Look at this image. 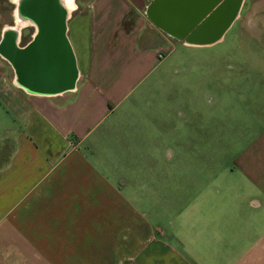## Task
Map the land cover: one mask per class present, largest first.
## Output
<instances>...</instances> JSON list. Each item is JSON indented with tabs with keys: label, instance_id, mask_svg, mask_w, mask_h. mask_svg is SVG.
Returning <instances> with one entry per match:
<instances>
[{
	"label": "crops",
	"instance_id": "crops-1",
	"mask_svg": "<svg viewBox=\"0 0 264 264\" xmlns=\"http://www.w3.org/2000/svg\"><path fill=\"white\" fill-rule=\"evenodd\" d=\"M151 1H88L77 46L67 28L77 79L64 92L30 93L0 53V264H264V101L232 121L228 141L221 77L213 154L191 151L192 123L179 112L178 133L164 65L175 42L207 47L237 22L242 31L247 0L220 40L198 45L157 29ZM259 2L248 15L264 17ZM26 26L0 23V45ZM246 26L264 48V22ZM161 85L173 94L166 107H129Z\"/></svg>",
	"mask_w": 264,
	"mask_h": 264
},
{
	"label": "rangeland",
	"instance_id": "rangeland-1",
	"mask_svg": "<svg viewBox=\"0 0 264 264\" xmlns=\"http://www.w3.org/2000/svg\"><path fill=\"white\" fill-rule=\"evenodd\" d=\"M88 1L75 0L76 8L80 10H75L72 13L74 20H69L67 23L68 31L71 30L69 40L75 46H77L75 33L77 18L79 14L86 13ZM254 6L261 9L262 2L252 5L251 0H247L244 3V11L240 18V23L244 26L242 31L239 30L237 22L235 27L226 33L223 42L207 47L184 46L175 42V48L164 64L169 67V76L166 81L173 89L170 91H174L175 94L174 104L171 107H175V121L180 124L178 133L182 132L181 125L184 120L185 122L190 120L192 123L191 151L195 149L198 153L213 154L216 108L214 101L218 98L217 86L221 77L224 80L223 92L227 94V98L223 100L222 107H217V110L223 115L224 137L228 141L233 135L232 121L237 120L239 116H245V114L240 115L245 107H258L264 101V80L262 79L264 48L258 40L250 38L246 31L248 30L246 25L264 22V17L260 15L261 12L256 16L247 14L248 8ZM0 23L12 28L18 27L13 0H0ZM257 34H262V32ZM84 35L86 38L85 33ZM247 75L250 81L240 82L238 78ZM231 77L239 81L235 85L236 89L233 94H231ZM161 86L154 91L149 88L143 89L140 96L137 94L133 97L129 107H166L168 100L172 101L170 97L173 94L170 96L169 92L167 95L165 85ZM233 104L236 107H231ZM220 105L219 103L218 106ZM182 107H190V109L188 111L185 108L183 111ZM179 112L185 114L187 118L180 119ZM198 122L205 123L206 129H194V124ZM203 133L207 141L205 145H199L195 137Z\"/></svg>",
	"mask_w": 264,
	"mask_h": 264
},
{
	"label": "water",
	"instance_id": "water-1",
	"mask_svg": "<svg viewBox=\"0 0 264 264\" xmlns=\"http://www.w3.org/2000/svg\"><path fill=\"white\" fill-rule=\"evenodd\" d=\"M243 2L152 0L146 15L157 29L178 41L209 44L224 36ZM21 4L18 14L34 20L41 34L26 49L19 50L15 46L19 34L10 30L0 45V53L13 65L19 85L30 93L53 94L71 89L77 68L66 35L69 10L63 0H24Z\"/></svg>",
	"mask_w": 264,
	"mask_h": 264
},
{
	"label": "flooded vegetation",
	"instance_id": "flooded-vegetation-1",
	"mask_svg": "<svg viewBox=\"0 0 264 264\" xmlns=\"http://www.w3.org/2000/svg\"><path fill=\"white\" fill-rule=\"evenodd\" d=\"M24 0H13V3H15V14H16V17H17V24H18V27L17 28H21V27H28L25 31L26 34H22V35H19V38H18V41L15 42V46L19 49V50H23V49H26L28 46H30V44H32V42L34 40H32V36L29 35L31 32L34 31V29L37 30V36L41 34V30H40V26L34 22V20H31L30 18H21L20 15L18 14V8L21 7V3L23 2ZM65 6L67 7V9L69 10V12L73 13L75 10H80L79 8H76V5H75V0H63ZM216 25H217V22H216ZM18 29V30H19ZM17 31V30H16ZM210 38L212 37L210 34H209ZM72 50V49H71ZM72 55L75 59V55L72 51Z\"/></svg>",
	"mask_w": 264,
	"mask_h": 264
},
{
	"label": "bare ground",
	"instance_id": "bare-ground-1",
	"mask_svg": "<svg viewBox=\"0 0 264 264\" xmlns=\"http://www.w3.org/2000/svg\"><path fill=\"white\" fill-rule=\"evenodd\" d=\"M71 13V12H70Z\"/></svg>",
	"mask_w": 264,
	"mask_h": 264
}]
</instances>
